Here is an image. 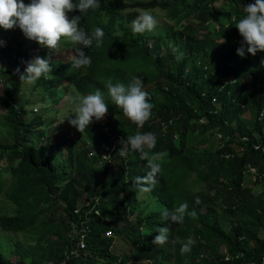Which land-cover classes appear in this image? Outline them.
<instances>
[{"label": "trees", "instance_id": "16d2710c", "mask_svg": "<svg viewBox=\"0 0 264 264\" xmlns=\"http://www.w3.org/2000/svg\"><path fill=\"white\" fill-rule=\"evenodd\" d=\"M215 1L100 0V8L89 11L81 19V27L89 33L96 27L105 33L99 48L93 42L84 49L92 60L87 69L72 67L70 57L76 46L71 43L66 44L64 51L70 55L64 62L52 57L47 48L35 41L27 42L24 35L13 53L10 46L8 49L0 46L3 52L0 78L2 84L9 83L8 88L0 85V121L9 137L0 143V192L11 207L9 213L0 212V229L30 233L24 239L36 241L33 257L27 263H24L27 251L19 241L9 250L7 246L0 247V264H39L45 256L55 257L50 264H93L95 260L89 259L86 251L101 259L100 264H126L125 256L109 251L111 236L121 233L126 234L132 247L128 263L134 260L133 264H143L135 260L144 259V264H259L264 256V237L259 235L260 230L264 232V203L241 184L243 171L254 167L251 182L264 186V115L260 114L264 108V52L255 56L246 52L244 57L236 54L242 37L233 18H239L244 5L254 0H225L229 3L219 8L212 6ZM149 8L164 10V17L169 20L184 11L193 25L177 20L178 29L166 26L156 34L134 35L132 21L139 11ZM75 15L79 13H68L69 19ZM207 24L204 30L198 29ZM11 30L0 28V36L4 38ZM221 38L226 42L219 44ZM172 47L183 52L181 60L176 59ZM37 55H51L52 60L51 77H42L34 84L41 87L37 88L41 101L51 103L60 99L59 94L52 96L53 83L57 82H61L59 90L71 86L77 95L100 89L105 92L108 104L102 125L93 120L82 134L76 130L75 140L67 137L49 143L52 140L40 132L42 125L36 124L40 123V116L27 120L25 104L30 99L18 94L19 75L14 70L19 68L23 73L27 62ZM126 74L139 77L144 86L151 84L145 90L154 106L152 117L139 131L155 133L154 151L167 155L158 183L148 192L160 203L159 208L144 216L140 215L143 208L136 210L131 223L119 226L122 221H128V215L134 214L138 203L134 199L129 201L138 191L132 183L136 173L142 177L147 171L146 161L140 159L139 153L121 144V140L137 129L108 100L104 88L109 78L114 83H125ZM253 85L258 89L257 97L249 89ZM244 110L250 115L243 117ZM162 121L163 130L158 126ZM173 133L177 134L176 144ZM117 135L121 138L116 139ZM215 135L218 141L212 140ZM73 141V146L80 147L72 154ZM111 142L113 148L108 151ZM214 142L217 143L213 145ZM88 144L94 148L90 156H87ZM62 150L67 153L65 157ZM121 150L126 156L120 154ZM14 151H19L20 156L13 165L10 160ZM124 157L137 164L136 170H127L130 177L122 181L123 173L116 187H109V183L118 179L115 172L121 171L123 165H115L123 162ZM85 161H90L92 167L87 169ZM214 165H217L214 171L207 169ZM191 172L194 178L188 183ZM6 181L8 185H4ZM199 182L203 183L202 188L190 191ZM60 188L65 193L76 188L74 207L67 208L59 198ZM196 198L199 204L195 203ZM112 199H117L112 203L113 210L103 219L106 201ZM184 202L189 205V211L195 209L197 218L186 217L183 225H170L172 238L195 241L191 252L181 255L180 244L171 243V238L163 246L153 244L152 240L158 228L166 224L161 219L162 209L171 210ZM76 204L77 210L73 212ZM95 208L101 212L99 215L93 213ZM85 216H88V232L84 249H78L77 255L65 253L61 244L68 248ZM143 222L151 227L145 233L139 231ZM107 224L111 236L103 233ZM221 248L228 251L230 259H223ZM11 253L17 254L18 261L8 258Z\"/></svg>", "mask_w": 264, "mask_h": 264}, {"label": "clouds", "instance_id": "9594fccd", "mask_svg": "<svg viewBox=\"0 0 264 264\" xmlns=\"http://www.w3.org/2000/svg\"><path fill=\"white\" fill-rule=\"evenodd\" d=\"M99 8L100 0H29L27 4L24 3V0H0V28L11 30L18 27L27 39L47 48L50 53L60 51L61 44L69 42L76 46L70 57L72 67L87 69L91 67L92 60L84 49L90 48L93 42L99 48L103 43L105 33L100 27L94 28L89 33L81 27V19L89 11H95ZM74 11L78 12L79 15L69 19L68 13ZM233 19L235 21L234 26L242 37L236 54L244 57L246 52L252 56L258 52H264V0H254L253 3L244 5L243 14L239 18L234 17ZM157 23V17L153 12L143 10L132 21L131 30L134 35H143L145 32L155 31ZM229 26L232 25L230 24L226 28ZM225 42L221 38L219 44ZM3 43L4 41L0 40V45ZM171 50L176 54L178 61L183 58V52H180L177 47H172ZM14 72L19 75L20 81L30 84H35L42 77L50 78L52 72L51 55L46 57L34 56L27 62L23 73H20L19 68H16ZM104 88L108 100L116 108H119L123 116L137 129L134 134L127 135L126 139L121 140V144L139 153L140 159L146 161L147 171L145 175L135 177L132 183L140 193H148L158 183L157 178L163 172L162 162L167 155L165 152L154 151L157 144L155 133L139 131L152 117L154 106L150 102V95L145 90L144 82L134 75L131 76L128 83H114L109 78L104 82ZM68 100L74 106V118L69 119L68 123L78 132L81 134L85 132L93 120L99 121L100 125L103 124L102 120L108 113L105 92L96 89L87 95L70 96ZM158 126L163 130L165 123L159 122ZM174 136L177 138L176 133H173L172 137ZM119 138L121 137L117 135L116 139ZM112 145L113 143L108 145V151L113 148ZM93 152L94 148L89 155L87 152V155L90 156ZM120 154L126 156V152L123 150ZM195 203H200L199 198H196ZM186 217L197 218L195 209L189 211L187 202L180 203L171 210L162 209L161 219L166 224L158 228V234L152 243L163 246L169 243L171 238V243L180 244L179 252L181 255L190 253L195 241L192 238L181 240L178 236L172 238L170 227V225H183ZM109 231L111 232L110 228Z\"/></svg>", "mask_w": 264, "mask_h": 264}, {"label": "rangeland", "instance_id": "374dc122", "mask_svg": "<svg viewBox=\"0 0 264 264\" xmlns=\"http://www.w3.org/2000/svg\"><path fill=\"white\" fill-rule=\"evenodd\" d=\"M123 1H127V0H123ZM186 1H188V0H186ZM227 3H229V2H227L225 0H217L213 3V6L219 8V7L226 6L225 4H227ZM146 10L153 12L156 15L157 21H158L155 31L148 32L149 34H152V33L156 34L158 31L166 28V26L178 29L179 26L176 24L177 20L182 22V23H187L189 25H193V21L190 18H186L184 16V11H181L175 18L169 20V19H166L164 17V10H161L158 8H150V9H146ZM141 11H143V10H141ZM141 11H139V12H141ZM206 26L208 27V24L204 25L203 27H200L198 29L204 30V28H206ZM4 36L6 38L5 37L3 38L0 36V40L4 41L3 45H0L1 48L5 47L8 49L10 46V50L13 53V51H14L13 48H14V46L19 44V40L23 37V33L20 31V29L18 27H16V28L12 29L10 32H8L7 34H4ZM8 36H9V38L7 39ZM28 41H29V39H27V42ZM6 42H7V44H6ZM66 44H69V42L62 43L60 51L55 52V53H51L53 55L52 57L59 59L62 62L68 60L69 59L68 57L70 54L68 52L64 51L67 48ZM170 47H171V45L169 43V48ZM21 54L22 53H20L19 55H21ZM2 60H3V52H0V65L2 64ZM130 78H131V76L129 74H126L125 83H128ZM1 79H2V77L0 78V85H4L5 87L8 88L9 83L2 84ZM240 81L245 83L244 78H241ZM63 83H65V82H63ZM60 85H61V82L60 83L59 82L53 83V86H52L53 95L52 96H54L56 94H60V96H59L60 99H58V101L51 102V103H50V101H48V102L41 101V97L38 96L39 94L37 93V88L41 89L40 86L34 87V84H30V83H27L24 81H20V79H19V85H18V89H17V92L20 96H22L23 98L30 99L25 104V109L27 110L26 118L28 117L27 120H29L33 116H40V119H41L40 123H36V124H38V126H40V124L42 125L40 132H42L43 135H45L46 137H49L52 140V142L49 141V143H53V141L57 142L58 140L66 139L67 137H70L71 139H74V140L76 138L75 137L76 129L68 123L69 119L74 118V114H73L74 106L71 103H69L68 97L76 96L77 94H75V92L71 86H68V88L62 89L60 91L59 90ZM150 86H151V84L145 85V89H148ZM249 89L255 97L258 96V89H257L256 85L251 86ZM30 94H31V97L29 96ZM32 98L34 100H32ZM217 105H219V104H217ZM262 107H264V105ZM31 108H32V110L30 111ZM260 114L264 115V108L260 109ZM260 114H259V116H260ZM241 115L243 117H247L250 115V112L248 110H244V112ZM199 128L203 129V127H201V126ZM6 134H8L7 130L4 127L3 123L0 121V143L3 141L5 142V141L9 140V137H7ZM33 135H35V134L33 133ZM172 139L174 141V144H176L177 143L176 137L174 136ZM213 139H217V141H218L219 137H217V135H215L212 138V140ZM35 140H36V142H39V140L37 138ZM74 142L75 141H73L72 146H73ZM49 143H47V145H49ZM112 143L113 142H111L109 145H111ZM216 143L217 142H214L213 145ZM204 146H206V144L203 145L202 147H204ZM73 147H74V149L72 151V154L74 153V151H76L80 147V145L76 144ZM92 149H93V147L91 148V146L88 144L87 145L88 155L92 151ZM66 154L67 153L65 150L61 151V155L63 157H65ZM19 156H20L19 151H14V154H13L12 159L10 160V163L13 165L16 164L19 160ZM56 157L58 158L59 156L57 155ZM131 162L132 161H130L128 158L124 157L123 162H118V164L115 165V166L119 165V167H121L123 165V169L121 171L115 172V175H116V177H118V179L112 183H109V187H116L115 185H116L117 181L122 179L123 173H124L125 177L122 179V181H125L127 177H130V174L127 173V170H128V172H130L131 170L134 171V169L136 170V167H137L136 163H133V162L131 163ZM85 167L87 169L92 167L91 162L85 161ZM216 168H217V165L207 167V169L211 170V171H214ZM111 171L112 170H110L109 173ZM110 175H112V173L109 174V176ZM135 176L137 177V173ZM193 178H194V173L191 172L190 178L187 179V182L189 183L190 180ZM111 179H113V178H111ZM242 179L243 180H242L241 186L242 187L244 186L245 188L249 187L251 190V193L257 199L261 200L264 203V186L260 182H257V183L251 182V181H253L252 180V174H251L248 167H247V170L243 171ZM4 185H8L7 181L4 183ZM202 186H203V183L199 182L196 185L192 186L190 188V191L199 190L202 188ZM149 193H140L139 191H137L135 194L136 197L134 195H131L129 197V201H133V199H134L136 201V203L138 202L136 207H135V212L132 215H128V221L127 222L122 221L119 224V226H124V225H126V223L128 224L129 222L131 223L133 221L134 216H135L136 210L139 211L141 208H143L140 215L144 216L146 213L152 212V211L159 208L160 203L154 197L150 196ZM75 194H76V188H73L70 193H65L61 188L58 191L59 198L64 201L67 208L74 207ZM119 196H121V193H119ZM116 200L112 199V200L106 201L107 207H105L104 212H102V214H103L102 218L103 219L108 218L110 211L113 210L112 209L113 208L112 203L116 202ZM217 203H218V200H216L215 205H217ZM77 206L78 205L76 204V207ZM10 210H11V207L9 205V202L6 198L3 197V193L1 191L0 192V212L3 211V212L9 213ZM143 224H144V226L142 225L141 228H139V231L145 233V232H147V229H150L151 227H150V224L148 222H143ZM109 228H110V225L107 224V227L104 229L103 233H105V231H107ZM111 234H112V231H111ZM26 235L29 236L30 233H25V234H22L19 232L13 233V232H8V231H2L0 229V247L7 246V250H9L12 247V245H14V243L16 241H19L22 244L23 250L27 251V254L24 257V263H27L33 257L31 252H32L33 247L35 246L36 241L31 240V239L25 240L24 236H26ZM259 235L261 237H264V232L262 230H260ZM33 236H34V234H33ZM111 237H112V242H111L112 244L109 247V251L113 254L118 255V256H125L127 258V260L130 261L131 260L130 251H131L132 247L130 245L128 238L126 237V234L125 233H121L119 235L113 234V236H111ZM39 245H43V242H40ZM62 245L63 244H61V247H62L61 249H63L65 253L68 252V254L77 255L79 248L78 249L76 248L77 247L76 239L71 238L70 243L68 245V248H63ZM85 253L89 259L92 258L95 260V262L93 264H100L101 263V259H99L95 255H92L88 251H86ZM8 258L13 262L18 261V256L16 253H11V255L9 254ZM35 259H38V257H35ZM54 259H55L54 256H52V257H49V256L46 257L45 256L43 258H40L39 264H50ZM128 261L126 262V264H129V263L133 264L134 263V260L132 262H129V263H128ZM135 262L144 264L146 262V260L138 259V260H135Z\"/></svg>", "mask_w": 264, "mask_h": 264}, {"label": "built area", "instance_id": "2783aa9c", "mask_svg": "<svg viewBox=\"0 0 264 264\" xmlns=\"http://www.w3.org/2000/svg\"><path fill=\"white\" fill-rule=\"evenodd\" d=\"M212 101H214V98L212 97L211 98ZM199 121H201V119H199ZM161 124H164L163 122H161ZM255 148L257 146H254ZM251 174H252V180H254V176H255V169L254 167H248ZM77 210V207L75 209H73V212H75ZM93 213L95 215H99V210L97 208L93 209ZM86 214V213H85ZM87 215V214H86ZM87 219H88V216H85L83 217V219L81 220L80 222V226L78 229L75 230V233L73 234V237H75L76 241H77V249H81L83 247H85V239H86V236H87V232H88V227H87ZM111 234V232L109 231V229L107 231H105L104 235L106 236H109ZM221 252H222V257L224 260H228L230 259V256L228 255V251H226L225 248H221ZM235 258L238 257V255H235L234 256ZM249 264H253V262H250ZM259 264H264V256H261L260 257V261H259Z\"/></svg>", "mask_w": 264, "mask_h": 264}]
</instances>
